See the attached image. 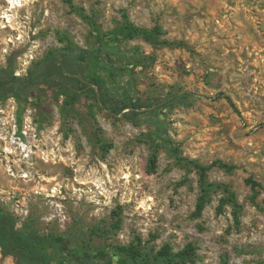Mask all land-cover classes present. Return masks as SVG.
Instances as JSON below:
<instances>
[{"label":"rangeland","instance_id":"rangeland-1","mask_svg":"<svg viewBox=\"0 0 264 264\" xmlns=\"http://www.w3.org/2000/svg\"><path fill=\"white\" fill-rule=\"evenodd\" d=\"M10 1L0 0V71L20 78L30 69L34 74L36 63L66 38L87 47L89 25L74 7L93 14L102 32L123 11L135 25H160L162 38L181 45L134 37L118 43L122 59L112 58L130 70L141 102L195 94L162 109L182 155L237 165L207 174L235 202L219 211L227 194L212 187L201 215L193 217L201 193L197 171L176 164L151 138L152 124L122 116L131 115L132 97L103 89L108 105L125 104L117 115L98 106L89 90L63 108L65 94L53 96L62 84L46 83L41 104L0 97V207L15 226L107 252L136 238L144 253L192 243L194 261L180 264H222L224 257L228 264L264 262V191L244 181L252 175L264 187V0H71L74 7L66 0ZM0 264L27 263L0 251Z\"/></svg>","mask_w":264,"mask_h":264},{"label":"trees","instance_id":"trees-1","mask_svg":"<svg viewBox=\"0 0 264 264\" xmlns=\"http://www.w3.org/2000/svg\"><path fill=\"white\" fill-rule=\"evenodd\" d=\"M72 7L71 0H66ZM77 13L89 25L87 47L76 45L66 38L65 46L60 49L49 50L45 56L36 63L33 74L29 70L27 77L20 78L11 72L0 71V97L9 95L17 99L27 100L33 104H41L47 97L46 83L60 82L62 85L53 91V96L64 93L66 100L63 108L74 101L81 93L89 90L94 95L98 106L108 109L114 115L122 111L125 104L108 105L103 89L113 92L119 98L132 97L135 106L129 115L123 112L122 116L133 123L149 122L154 129L151 138L165 147L173 157L176 164L185 170L193 168L197 171L200 182V195L196 200L193 217H199L208 202L209 191L212 187H222L227 196L220 199L218 210L224 203H234L235 195L223 184L216 185L207 180V174L213 167H219L227 172L233 171L237 165L216 159L209 164H202L196 159L182 155L178 144L173 142L167 134L162 115V109L172 101L185 96H194L191 92L174 94L167 99L145 98L140 101L138 91L131 82L130 70L117 66L113 55L122 59L118 43L121 40L141 37L143 40L158 45H181L178 41H168L163 37L164 31L158 24L147 28L135 25L126 12L121 13V21L114 28L102 32L93 14H86L82 7H74ZM28 83L31 86L25 87ZM24 85V86H23ZM228 99L227 96H223ZM145 109L141 110V107ZM20 120V118H19ZM156 151H152L148 159V170L153 172L156 167ZM245 183L253 191L264 187L252 175L245 178ZM120 219L113 222L118 228ZM97 230V229H96ZM141 239L129 245H117L115 252H107L99 248H89L71 243L62 236L39 234L35 230H23L15 226L13 217L0 207V251L4 255L15 254L27 264H180L194 261L195 247L187 243L180 250L173 252L168 244L162 245L155 252H142ZM52 250L59 257L54 258L48 252ZM222 264H228L224 257ZM259 264H264L260 262Z\"/></svg>","mask_w":264,"mask_h":264},{"label":"built area","instance_id":"built-area-1","mask_svg":"<svg viewBox=\"0 0 264 264\" xmlns=\"http://www.w3.org/2000/svg\"><path fill=\"white\" fill-rule=\"evenodd\" d=\"M12 118H13V127H15L14 117L12 116ZM2 123H3V121H2ZM25 128H26V129H24L23 133H24V134H27L28 131H29V129L27 128V126H26ZM14 133H15V130H13V134H14ZM14 142H15V140H14Z\"/></svg>","mask_w":264,"mask_h":264},{"label":"bare ground","instance_id":"bare-ground-1","mask_svg":"<svg viewBox=\"0 0 264 264\" xmlns=\"http://www.w3.org/2000/svg\"><path fill=\"white\" fill-rule=\"evenodd\" d=\"M21 0H11L10 2L12 3V6L13 5H21V2H20Z\"/></svg>","mask_w":264,"mask_h":264}]
</instances>
